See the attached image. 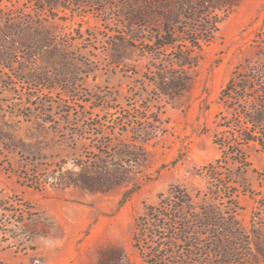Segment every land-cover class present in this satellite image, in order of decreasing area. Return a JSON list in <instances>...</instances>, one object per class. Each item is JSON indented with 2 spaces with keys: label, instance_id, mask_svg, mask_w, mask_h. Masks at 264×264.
Listing matches in <instances>:
<instances>
[{
  "label": "rangeland",
  "instance_id": "1",
  "mask_svg": "<svg viewBox=\"0 0 264 264\" xmlns=\"http://www.w3.org/2000/svg\"><path fill=\"white\" fill-rule=\"evenodd\" d=\"M178 2L0 0V264H145L134 223L173 186L189 196L182 213L211 212L212 226L191 247L157 229L146 250L173 242L175 257L151 264L262 263L264 147L227 127L258 86L219 95L229 78L264 75V0L179 18L188 33L216 29L170 101L153 80L171 56L148 39Z\"/></svg>",
  "mask_w": 264,
  "mask_h": 264
},
{
  "label": "trees",
  "instance_id": "2",
  "mask_svg": "<svg viewBox=\"0 0 264 264\" xmlns=\"http://www.w3.org/2000/svg\"><path fill=\"white\" fill-rule=\"evenodd\" d=\"M217 5L213 0H179L178 5L169 10V15L166 16L167 23L163 24L161 28L155 34L150 36L149 40V52L157 57L162 55L171 56L170 62L163 66L157 67L154 73H158L155 81L158 94L163 95L167 100H174L178 95L182 94L191 81L190 71L195 68L199 63V54L201 50V42L208 40L206 37H212V33L216 28L203 25L202 27L193 29L190 33L183 30L180 25L177 26L180 17L185 20H191L187 16L189 11L193 13L204 14L210 12L212 9H216ZM183 21V20H182ZM196 35L194 38L189 35ZM209 34V36H207ZM0 60H4L3 51L0 50ZM177 65V67L175 66ZM256 86L258 92V102L256 107L247 108L244 112L238 111L235 114L236 122H228L227 127L236 130L241 140V146H249L252 144H259L264 147V75L251 78L250 76H242L241 81L235 84L233 78H229L226 85L220 91V99L232 98V93L236 91L237 87L244 90L250 89V81ZM236 99H239L236 97ZM230 113L232 110L229 111ZM227 119H229L227 117ZM230 147V146H228ZM232 153L242 155L240 161L246 163L245 152L235 150ZM220 159L216 160L215 164H219ZM214 167V164H210V167ZM220 167H222L220 165ZM128 193L124 195V198L120 201V205L124 202V199L128 197ZM162 199L158 205L148 206L144 213L137 218L134 223L133 243L135 247H138L144 254L145 264H151L152 262L161 263L165 262L166 255L170 253L173 256L174 250H172L173 242L170 245H164L158 243L148 252L145 248V239L149 234L157 235V229L166 228L167 233L171 235L168 239H174L175 243L181 241L187 247H191L195 243H200L203 238L208 236V231L211 228L212 213L205 212L202 215L196 216L193 221H190L186 214L182 213V210L188 206V194L180 186H173L168 189L167 193L161 194ZM172 198L174 205L164 206V199ZM190 208V207H189ZM165 209H174L175 212L167 213ZM170 219L171 224L169 228L165 227L164 221ZM163 241L166 236H159ZM220 243V242H219ZM223 246V244H219ZM258 253L262 256V263L264 264V248H260ZM228 255L229 252H227ZM227 254L224 256L227 257ZM175 256H173L174 259ZM182 262H188L182 260ZM169 264H179V260H171Z\"/></svg>",
  "mask_w": 264,
  "mask_h": 264
}]
</instances>
